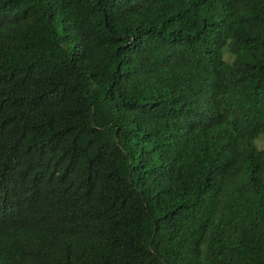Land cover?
I'll use <instances>...</instances> for the list:
<instances>
[{
  "label": "trees",
  "instance_id": "trees-1",
  "mask_svg": "<svg viewBox=\"0 0 264 264\" xmlns=\"http://www.w3.org/2000/svg\"><path fill=\"white\" fill-rule=\"evenodd\" d=\"M264 0H0V264H264Z\"/></svg>",
  "mask_w": 264,
  "mask_h": 264
},
{
  "label": "rangeland",
  "instance_id": "rangeland-1",
  "mask_svg": "<svg viewBox=\"0 0 264 264\" xmlns=\"http://www.w3.org/2000/svg\"><path fill=\"white\" fill-rule=\"evenodd\" d=\"M256 142L259 147L264 148V138H259Z\"/></svg>",
  "mask_w": 264,
  "mask_h": 264
}]
</instances>
